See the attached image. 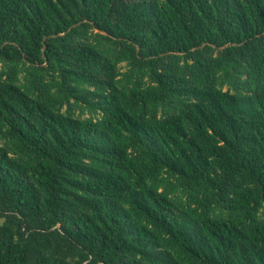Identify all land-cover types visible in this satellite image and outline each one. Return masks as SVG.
Segmentation results:
<instances>
[{
	"label": "trees",
	"instance_id": "obj_1",
	"mask_svg": "<svg viewBox=\"0 0 264 264\" xmlns=\"http://www.w3.org/2000/svg\"><path fill=\"white\" fill-rule=\"evenodd\" d=\"M0 264H264V0H0Z\"/></svg>",
	"mask_w": 264,
	"mask_h": 264
}]
</instances>
